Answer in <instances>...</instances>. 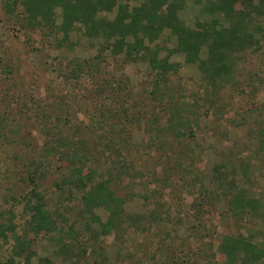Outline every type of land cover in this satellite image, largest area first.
Masks as SVG:
<instances>
[{
  "label": "rangeland",
  "instance_id": "1",
  "mask_svg": "<svg viewBox=\"0 0 264 264\" xmlns=\"http://www.w3.org/2000/svg\"><path fill=\"white\" fill-rule=\"evenodd\" d=\"M182 1L184 9L179 12V18L187 27L194 28L197 22H208L212 18H217L220 23L224 22L221 15L206 11L207 2L212 0ZM4 2L5 0H0V67L9 62L8 65H12L14 72L7 75L0 70V121L1 117L6 118L4 123H0L3 135L0 134V213L5 218L6 215H14L11 218L16 223L17 230L22 232L25 220L32 213L31 206L42 203L43 208L53 215L52 218L59 219L56 212L65 214L64 206L70 202L67 206L72 208L66 215L71 218L73 224L71 221L69 224L77 232L76 240L70 239L76 253L64 252L56 256V246L48 240L47 235L29 231L32 238L29 248L32 252L30 263L205 264L215 254L225 236L241 235L247 243L262 253L257 264H264V221L260 216H245L240 211H237L236 216L231 211L226 216H221L217 211H211L200 222L194 218L193 211L195 200L209 189L220 192L229 190L226 184L217 188L218 177L213 170L222 165L228 167L225 169V176L229 178L225 177L226 181L235 177L240 183L238 188L229 190L231 195L237 194L239 188L248 190L247 198L257 199L264 205V150H261L256 136L264 128V43L259 53H244L245 61L240 64L238 71L242 73L241 81L237 85L239 89L228 95L222 117L221 114H215V106L219 105L211 104L213 95L203 91L202 79L196 68L185 64L181 54L170 56L169 62L176 63L179 67L177 73L170 75L167 85L176 92L173 97L176 103L180 106L185 103L184 107L194 111L196 117L193 114L190 117L197 118L198 123L192 122L188 125L192 135L190 130H186L179 139L172 140L169 137L175 134L168 131L165 133L164 142L146 144L145 135L152 134L146 131L145 116L140 124H129V120L139 121L141 117L133 110L129 113L128 126L135 130L133 139L129 142L134 154L121 152L120 155L110 157L108 162L99 160L94 166L97 169L96 179L105 176L112 169L111 174L118 175V179L112 184L120 186L116 195L128 199L122 205L126 214L140 216L149 213L155 204L160 203L171 205V220L166 227L163 225L162 230H159L161 224H158L156 228L159 229L153 234H143L128 227L126 223L118 233L104 236L100 233L99 224L91 221L90 217L95 216L105 221L108 216L106 210L103 207H97L91 213L81 210L80 199L83 193L74 185L66 183L62 186L60 183V173H65L67 163L58 160L56 156H47L43 149L47 140L44 134L46 128L52 133L51 139H61L66 145L77 141V136L72 135L76 132V126L95 125L89 122V112L80 114L81 111L74 102L75 98H83L81 93L85 86H79L72 91L70 84L60 85L54 68H57L58 61L95 57L100 53L99 42L86 38L80 30H76L71 33L69 44L53 50L46 41L43 43L39 31L31 32L22 28L17 21V11L7 12L3 7ZM125 3L130 7L138 5L135 0L116 1L117 5ZM114 15L115 12L99 14L110 20ZM259 22L264 27V17ZM56 23L60 24V18ZM157 42L168 49L175 46L174 38L168 36V31ZM103 54L106 61L102 70L104 73H114L117 78L122 76L134 101L139 103L141 96H147L146 93L152 91L151 81L155 74L148 62L125 63L121 59L109 58L107 51ZM165 55V51L160 53V57ZM204 56L205 53L202 54ZM6 92L7 97L4 95ZM75 94L78 96L74 97ZM65 102L71 110L67 113L59 107ZM81 105L83 110H87L84 103ZM56 108H59L58 119ZM144 109L145 107H140V110ZM151 110L168 117V111H159V108L150 105L149 111ZM184 110L186 109L181 107L180 115L183 119L189 116ZM66 115L67 118L72 117V120L66 119ZM243 115H250L246 122L240 120ZM229 116L237 122L235 126H231L233 122L229 124L225 120ZM114 122L115 119L110 121L111 124ZM167 123L161 121L164 126ZM89 126L88 130L95 131L102 127L100 124H96V129ZM100 134L97 131V136ZM71 137L75 142L70 141ZM92 138L90 145H97L94 141L96 137ZM144 143L146 148L141 146ZM61 151L68 155L73 153L67 148H62ZM242 167L247 171L246 176L240 171ZM39 168L41 178L35 179ZM194 169L202 173V178L194 183L193 188H188L183 178L186 177L187 170L190 171L188 175L199 173ZM137 171H141L142 176L135 178L133 174ZM232 171L234 174H231ZM188 175L187 178L190 179ZM37 190L39 196H36ZM144 190L149 198L147 203L142 197ZM128 192L131 195L127 198L125 194ZM219 208L221 206L218 205V211ZM5 218L0 221L5 222ZM197 226L202 228L200 239L197 232L195 236L190 235L191 228L197 230ZM85 227L90 231H85ZM11 247L12 239L7 242L0 239V264H8L7 261L12 260ZM213 257L218 260L217 264H223L222 257Z\"/></svg>",
  "mask_w": 264,
  "mask_h": 264
},
{
  "label": "trees",
  "instance_id": "2",
  "mask_svg": "<svg viewBox=\"0 0 264 264\" xmlns=\"http://www.w3.org/2000/svg\"><path fill=\"white\" fill-rule=\"evenodd\" d=\"M116 1L5 0L3 7L7 12L17 11L16 17L21 27L31 32L39 31L43 43L46 41L53 50L69 44V37L76 30H80L86 38L99 42L100 53L98 55L89 59L75 58L58 61L54 72L58 74L57 80L60 85L68 86L70 84L72 91L79 86H85L81 93L82 101L75 98L74 102L81 111L80 114L85 115L89 112L88 117H91L89 122L95 124L88 125L90 128L96 129V124H100L102 127L95 131L94 129L88 130V126L73 125L76 126L74 128L76 132L72 135L77 136V143L72 137L70 141H74L76 145L75 143L64 145L61 139H51L52 133L46 128L44 134L47 140L44 143V153L47 156H56L58 160L67 163L65 173H60V183L62 186L66 183L74 185L83 193V197L80 199L81 210L89 213L97 207H103L106 210L108 216L105 221L95 216L90 217L91 221L99 224L102 235L118 233L123 228L122 225L126 223H128V227L143 234H153L158 231L159 228H156L158 224H161L159 230H162L163 225L166 227L170 222L171 205L155 204L149 213L140 216L126 214L122 205L128 199L125 198V200L116 195L120 186L112 184L118 179V175L111 174L112 169L105 176H99L96 179L97 169L94 165L99 160L108 162L110 157L121 154V152L134 154L129 142L133 139L135 130L128 126L129 113L133 110H136L140 114L138 117H141L139 121L129 120V124L133 122L140 124L145 116L146 131L152 134L145 135L144 142L146 144L164 142L165 133L168 131L175 134L169 137L172 140L179 139L186 130H190L192 135L193 132L188 129V125L192 122L198 123L197 118L190 117L194 111H190L187 106L184 107L185 103L183 106L176 103L173 100L176 92L167 85L170 82V75L177 73L179 67L176 63L169 62L170 56L181 54L184 56L185 64L196 68L202 79L203 91L213 95L211 104L219 105L215 106V114H221L220 117H222L226 110L225 103H227L226 99H229L228 95L239 89L237 85L241 81L242 73H238V71L240 64L245 61L244 53H259L262 43H264V27L259 22L260 18L264 17V0L208 1L205 7L206 11L221 15L224 22L220 23L217 18H212L208 22H197L194 28L187 27L179 18V12L184 9L182 0H135L138 5L133 7L127 3L117 5ZM113 12L115 15L112 20L99 16L100 13L111 14ZM58 18H60V24L56 23ZM165 31H168L170 38H174L175 46L171 49L157 42ZM36 50L38 51V49ZM106 51L108 57L113 60L121 59L125 63L148 62L152 73L155 74L151 81L153 89L146 93L147 96H141L139 103L134 101L131 91L126 86V80L122 76L117 78L114 73H104L102 70L105 68L103 64L106 61V56L103 53ZM164 51L166 55L160 57V53ZM203 53H205L204 57H202ZM8 64L9 62L0 67L2 74L5 72L8 75L14 72L11 68L12 65ZM7 93L4 94L5 97H7ZM77 96L74 95V97ZM81 103H84L87 110L82 109ZM150 105L159 108V111H168V117L165 114L161 116L154 110L150 112ZM59 107L66 113L71 111L66 102ZM140 107H145V109L142 111ZM181 107L186 109L185 113L189 114L185 119L180 115ZM58 110L59 108L55 109L57 119L60 118ZM193 116L196 117L195 114ZM248 116L250 115H243L240 119L241 122H246ZM66 119L72 120V117L67 118L66 115ZM114 119L116 123L111 124L110 121ZM121 119L123 120L121 121ZM5 120V117H1L2 123ZM68 120L67 124H69ZM162 120L168 123L164 126L161 124ZM225 120L229 124L233 122L231 126L237 124L230 116ZM1 127L3 126L1 125ZM1 131L0 134L3 136ZM97 131L101 133L98 136ZM93 136L96 137L94 141L97 145H90ZM256 136L261 144V150H264V128H261ZM146 144L141 146L146 148ZM62 148L73 151L72 155L61 151ZM227 168V165H222L213 170L218 177L217 188L223 187L225 184L229 190L234 187L238 188L240 183L235 177L226 181L225 169ZM40 171V168L39 171L37 169L35 179L36 177L41 178ZM194 171L199 172L197 169ZM240 171L246 176V169L242 167ZM187 172V175L190 174L189 170ZM201 174L199 172L188 175L190 179L186 175L183 178L186 187L193 188L195 182L201 181ZM231 174L234 172L232 171ZM133 175L135 178L142 176L141 171H137ZM180 182L181 179L179 184ZM37 187L36 183L35 188L37 189ZM229 190L220 192L209 189L203 196L199 195V199L193 203L194 218L201 222L211 211H217L221 216H226L229 211L236 216L237 211H240V214L245 216L246 214H256L264 221V205L257 199L247 198V189L245 191L239 188L235 195H231ZM145 192L144 190L142 197L146 199L147 203L149 198ZM130 195L128 192L125 197L128 198ZM36 196H39V191ZM70 204L68 202L67 205ZM67 205L64 208L66 213H69V209L72 207ZM218 205L221 206L219 211ZM43 207L42 203L31 206L32 213L25 220L22 232L17 230V225L11 218L14 215H10V217L6 215L5 218L3 213H0V219L4 220L5 218L6 220L5 222L0 221V239L4 242L12 239L10 251L13 256L12 260L7 261L8 264H31L32 252L29 248L32 238L29 231L34 234L47 235L48 240L56 246V256H60V253L64 252L76 253L71 240H76L77 232L74 226L69 224L71 218L66 213L57 211L56 216L59 219H54L53 215ZM84 229L90 231L88 227ZM200 229L202 228H198V226L197 230L191 228L190 235L195 236L197 232L199 239L202 238ZM168 232L166 231V233ZM55 234L58 236L55 237ZM159 237L161 238V236ZM201 253L200 250L199 254L201 255ZM213 256L222 257L223 264H257L262 258V253L239 235L225 236ZM213 256H210L205 264H217L218 260ZM210 259L213 260V263Z\"/></svg>",
  "mask_w": 264,
  "mask_h": 264
}]
</instances>
